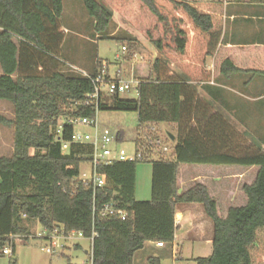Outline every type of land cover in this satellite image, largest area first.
<instances>
[{
  "label": "trees",
  "instance_id": "obj_1",
  "mask_svg": "<svg viewBox=\"0 0 264 264\" xmlns=\"http://www.w3.org/2000/svg\"><path fill=\"white\" fill-rule=\"evenodd\" d=\"M83 2L93 18L94 30L107 38L111 9L97 0ZM107 3L119 7L125 20L162 57L155 59L150 69L145 63L136 69L140 81L136 99L103 94L97 104H86V95L93 90L91 79L68 75L59 68L62 0H0V99L9 101L14 112L13 119L0 114V124L14 127L12 154L0 156V256L11 236L28 234L25 222L38 221L48 233L58 228L92 238V264H132L135 252L145 242L171 243L176 205L196 202L213 223L212 252L195 258L196 264H264V136L242 153L231 152L235 146L232 126L221 113L212 112V102L199 96L198 84L191 82L212 78L205 58L216 54L221 40L223 3ZM129 5L133 10L127 11ZM195 37L200 44L195 43ZM187 54L191 64L183 70L188 74L166 76L158 71L173 58L183 59ZM101 66L99 61L89 74L91 78ZM219 72L223 76L237 72L264 75V69H239L229 59L222 61ZM202 88L207 89V85ZM103 110L136 112L138 127L133 142L143 159L100 163L97 170L106 175V184L93 187L78 179L81 165L92 160L91 145L70 143L64 152L62 143L71 141L74 126L69 120L94 118ZM159 122L176 130L172 133L175 145L171 159L152 158L151 148L140 137ZM59 126L61 133H57ZM114 135L116 142L124 137L122 131ZM140 162L151 163V198L146 201H138L134 195ZM235 166L241 168H229ZM192 167L199 171L194 173ZM249 171L252 177L240 188L246 203L227 207L237 201L230 176L242 180ZM197 173L203 177L220 175L232 192L214 195L216 185L193 180ZM110 201L125 212V219L93 211V206ZM8 264H16V260ZM146 264L161 262L159 257L149 256Z\"/></svg>",
  "mask_w": 264,
  "mask_h": 264
},
{
  "label": "rangeland",
  "instance_id": "obj_2",
  "mask_svg": "<svg viewBox=\"0 0 264 264\" xmlns=\"http://www.w3.org/2000/svg\"><path fill=\"white\" fill-rule=\"evenodd\" d=\"M97 1L106 4L113 14L106 32L107 38H102L103 33H97L94 30L93 18L88 14L83 0H62L63 10L60 25L63 39L58 53L61 60L59 61V68L68 75L92 74L97 69L98 62L100 61L110 77H115L118 73L124 81H136L138 76L136 69L138 66L145 63L150 69L153 64L152 52L129 34L127 30L133 31L132 28L134 27L125 20L119 7L110 5L107 3V0ZM132 8L129 5L127 11L133 10ZM131 38L134 40L131 41ZM121 46H125V50H121ZM181 60L178 58L172 59L177 64H180ZM166 67H162L163 72L161 74L167 72L168 68ZM100 69H103V67L101 66ZM146 71L147 68H144V72ZM120 97L130 100L136 99L137 91L135 86L120 93ZM242 103L246 106L249 105L254 109L252 112H255L264 103V99L258 101L243 99ZM0 114L7 119H13V106L9 101L0 99ZM61 122L62 120L60 119L59 123ZM96 123L101 129H109L113 135L117 131L124 133L121 141L111 145L114 149H124L128 154L135 152L136 147L133 139L138 127L136 112L98 111ZM244 125L241 128L238 127L239 129L237 130L234 128L235 146L230 149L233 153H242L244 150H247L248 146L258 141L261 136H264V131H257L253 128L255 126H252L251 120L247 119ZM77 129L90 134L94 131L91 126H78ZM13 131L14 127L12 125L0 124V156H11L13 151ZM167 132L176 133L175 127L169 126L165 122H159L153 126V129H146L145 132L140 134L141 140L148 143L145 146L151 148L152 158H173L175 142L169 139ZM147 135L151 137L148 138ZM164 147H166V150H164ZM68 150L69 146L63 148L64 152H68ZM150 164V162H140L136 166V174L139 179L138 189L140 190L146 187L144 177L148 172ZM205 168L207 169V166ZM229 168L240 169L241 167L235 166ZM80 170L81 174L90 173L89 165L87 164H82ZM256 170L257 167H254V174ZM234 177L236 176H230V181L233 182L234 201H237L228 203L227 207L246 203V196L240 188L245 181H248L252 177V172L244 173L242 180L235 181ZM240 199L241 201H239ZM24 224L28 227V234L14 237V255L4 254L0 256V264H8L12 259L16 260V264H68L69 262L71 264H85L88 262V252H90L91 246L87 238L79 237L76 233L70 235L69 238H64L60 235L55 239V242L58 246L62 245L63 247L57 252L47 253L45 248L50 246V242L42 237L46 233L44 227L38 221H27ZM6 247L9 248L10 246L7 244ZM166 249H140L135 252L132 264H145L146 258L149 255L159 257L161 264H173L170 251H168L169 247L166 246ZM211 252V245L203 247L201 244L194 243L189 245L187 243L180 254L182 258L178 259L175 264H195V258L206 257Z\"/></svg>",
  "mask_w": 264,
  "mask_h": 264
},
{
  "label": "crops",
  "instance_id": "obj_3",
  "mask_svg": "<svg viewBox=\"0 0 264 264\" xmlns=\"http://www.w3.org/2000/svg\"><path fill=\"white\" fill-rule=\"evenodd\" d=\"M201 1H220L223 3L221 16L222 35L216 54L205 58V68L212 72L211 80L208 82H191L198 84L199 96L212 102L214 106H212V112L221 113L232 126V130H234V128L237 130L239 129L238 127L241 128L245 126L244 124L248 119L251 120L252 126H255L253 127L254 129L257 131H264V103H262L259 110L255 112H252L254 109L249 105L248 107L242 103L243 99L248 101L264 99V75L237 72L228 76H223L220 75L219 72L220 65L225 59H229L233 65L239 69H264V0L261 2H251L249 0H242L239 2L232 0ZM132 30L133 31H127L136 41L152 52L154 60L162 57L140 32L134 28H132ZM195 43L200 44V41H198L196 37ZM190 50L191 46L188 48L189 52ZM190 59V55L187 54L180 61V64L172 60L169 61V63L167 62L166 65H164L168 68L165 75L178 76L181 74H188V72H184L183 69L190 67L188 64L191 62ZM102 66L104 67L103 64ZM158 71L160 73L163 72L162 69ZM116 77L121 78L118 73ZM205 84L207 85V89L204 90L202 85ZM192 171L194 173L198 172V167H192ZM196 178L203 179L206 184L216 185L212 192L214 195L225 191L228 194L232 192L231 189H228L227 182L224 181L225 178L220 175L213 173L210 177H203L198 174L193 180ZM144 181L146 184L145 189H138L139 179L135 173L134 195L135 199L138 201H146L151 198V164L144 177ZM182 183H184L183 178ZM175 211L176 228L173 241L169 244L165 243L163 247L156 246V242L154 241H147L142 248H149V250H165L166 246H168L173 264H175L178 259L182 258L180 254L185 244L188 243L192 245L197 243L204 247L205 245H211L213 236V223L204 213L203 206L200 203H178ZM174 250L176 251L175 255L173 252ZM85 253H87V251H85ZM89 253L90 252H88V254Z\"/></svg>",
  "mask_w": 264,
  "mask_h": 264
},
{
  "label": "built area",
  "instance_id": "obj_4",
  "mask_svg": "<svg viewBox=\"0 0 264 264\" xmlns=\"http://www.w3.org/2000/svg\"><path fill=\"white\" fill-rule=\"evenodd\" d=\"M125 46H121V50H125ZM103 67V66H102ZM106 68L100 69L98 74L91 78L89 74L83 73V76L91 79L93 82V90L86 95V104H97L100 97L103 94H120L129 90L132 86L137 88L139 80L136 81H124L122 78H117L109 76L107 74ZM73 124L74 129L71 135L70 142H63L62 149L65 146H69L70 143L78 144H89L92 147V160L89 164V174L80 173L78 179H80L84 184H92L93 187H102L106 184V175L100 173L97 170V166L100 163H110L114 160L117 161H141L143 159V153L140 150H135L134 153L128 154L124 149H114L111 145L116 142L115 135L107 128H99L96 123V116L94 118L79 117L73 120H69ZM78 126H91L94 131L92 134L80 131L77 129ZM57 133H61V126L57 129ZM166 150V147H164ZM93 211L99 213L100 216H117L120 219H125L126 214L123 210L116 208L114 202L110 201L103 204L101 207L93 206ZM76 233L79 237H83L81 232L77 231H67L64 232L63 229L55 228L51 233L43 234V238L50 242V246L45 248L47 253H54L59 251L63 246L57 245L55 239L62 235L64 238H69L70 235ZM13 237L11 236L7 244L11 247L13 243ZM90 241L92 238L89 239ZM164 242H156V246L163 247ZM4 247L2 249L3 254H11V248ZM174 255L176 251L174 250ZM85 264H92V259L90 253L88 254V262Z\"/></svg>",
  "mask_w": 264,
  "mask_h": 264
},
{
  "label": "water",
  "instance_id": "obj_5",
  "mask_svg": "<svg viewBox=\"0 0 264 264\" xmlns=\"http://www.w3.org/2000/svg\"><path fill=\"white\" fill-rule=\"evenodd\" d=\"M167 136L169 137V139L171 141H174L175 140V137H174V135L171 132H167Z\"/></svg>",
  "mask_w": 264,
  "mask_h": 264
}]
</instances>
